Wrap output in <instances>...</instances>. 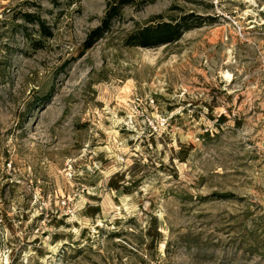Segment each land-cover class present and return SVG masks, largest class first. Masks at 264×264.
Returning <instances> with one entry per match:
<instances>
[{
	"label": "rangeland",
	"instance_id": "1",
	"mask_svg": "<svg viewBox=\"0 0 264 264\" xmlns=\"http://www.w3.org/2000/svg\"><path fill=\"white\" fill-rule=\"evenodd\" d=\"M0 264H264V0H0Z\"/></svg>",
	"mask_w": 264,
	"mask_h": 264
},
{
	"label": "trees",
	"instance_id": "2",
	"mask_svg": "<svg viewBox=\"0 0 264 264\" xmlns=\"http://www.w3.org/2000/svg\"><path fill=\"white\" fill-rule=\"evenodd\" d=\"M116 13H117V7L116 6L111 7L106 12L103 23L106 24L108 22V20L110 19V17H113ZM161 26L162 27L154 28L153 30L150 27L149 28L147 27V28H144V30H141V32L138 33L139 38L137 37V39H142V40L144 39V40H143V42H139V43L143 46H147L148 42H145V41H147V39L149 37H151V34H153V33L158 32L157 37H159V40L166 38V36L169 34L174 33L173 29H171V26H169L168 24H164ZM164 31L166 32V34ZM154 37H155V35H154Z\"/></svg>",
	"mask_w": 264,
	"mask_h": 264
},
{
	"label": "built area",
	"instance_id": "3",
	"mask_svg": "<svg viewBox=\"0 0 264 264\" xmlns=\"http://www.w3.org/2000/svg\"><path fill=\"white\" fill-rule=\"evenodd\" d=\"M147 105H148V107H154V99H150V101L147 103ZM145 116H146V119H147V121L149 122V125H151L152 126V128L155 126L154 125V120H151V119H148V118H150V116H148L147 114H145ZM159 120V119H158ZM157 121V120H156ZM164 118H162L161 120H160V122H161V125H164Z\"/></svg>",
	"mask_w": 264,
	"mask_h": 264
},
{
	"label": "bare ground",
	"instance_id": "4",
	"mask_svg": "<svg viewBox=\"0 0 264 264\" xmlns=\"http://www.w3.org/2000/svg\"><path fill=\"white\" fill-rule=\"evenodd\" d=\"M225 76H226V78H227L228 80H230V74L226 73ZM123 101H124V100H123Z\"/></svg>",
	"mask_w": 264,
	"mask_h": 264
}]
</instances>
